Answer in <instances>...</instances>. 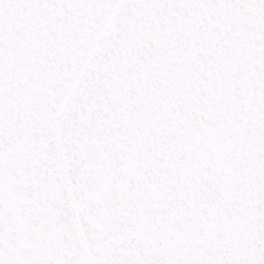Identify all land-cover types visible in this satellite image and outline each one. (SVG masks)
Here are the masks:
<instances>
[{
  "label": "snow or ice",
  "instance_id": "snow-or-ice-1",
  "mask_svg": "<svg viewBox=\"0 0 264 264\" xmlns=\"http://www.w3.org/2000/svg\"><path fill=\"white\" fill-rule=\"evenodd\" d=\"M0 264H264V0H0Z\"/></svg>",
  "mask_w": 264,
  "mask_h": 264
}]
</instances>
